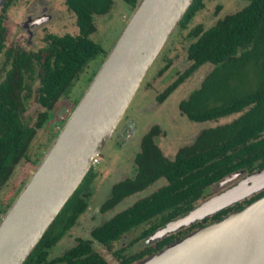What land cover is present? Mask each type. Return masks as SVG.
<instances>
[{"label": "trees", "instance_id": "trees-1", "mask_svg": "<svg viewBox=\"0 0 264 264\" xmlns=\"http://www.w3.org/2000/svg\"><path fill=\"white\" fill-rule=\"evenodd\" d=\"M15 1L3 0L0 8V69L3 71L0 76V191L21 163L28 161L36 168L110 50L106 51L90 36L96 31L95 17L107 14L113 0H66L67 8L75 15L78 33H48L43 47L37 51L6 45L4 18ZM122 1L131 14L140 0ZM247 1L242 9L216 20L208 28L196 25L190 31L193 41L186 49L189 65L156 97L159 103L163 102L200 66L210 63L212 70L179 102L180 112L195 122L239 115L229 122L201 130L172 158L166 157L157 144L161 128L151 126L142 136L140 151L134 157V176L112 186L100 211H109L159 178H164L166 184L93 227L90 239L78 237L61 255L49 258L53 247L88 208L92 194L88 185L95 176L91 166L23 264H109L96 251L94 242L111 250L122 237L143 227L127 246L121 244L111 250L120 264H132L162 249L173 238L165 237L155 246L138 252H133L130 246L194 209L211 185L237 171L264 168V0ZM205 2L193 0L175 28H188ZM98 58V62L92 63ZM90 64L92 68L81 79L83 89L71 100L69 90ZM249 66L255 71L252 79L246 71ZM32 95L40 110L27 123L22 115ZM63 96L72 101L68 104L70 112L59 123L55 121V125L54 106ZM51 124L48 146L40 156L31 158L29 150L37 133ZM27 180L11 186L6 193L11 198L0 199V220ZM263 195L264 190L248 199L247 204ZM227 211H219L213 217L220 218Z\"/></svg>", "mask_w": 264, "mask_h": 264}, {"label": "rangeland", "instance_id": "rangeland-1", "mask_svg": "<svg viewBox=\"0 0 264 264\" xmlns=\"http://www.w3.org/2000/svg\"><path fill=\"white\" fill-rule=\"evenodd\" d=\"M65 1L16 0L8 8L6 17L4 18V25L7 29V47L13 46L20 47L25 51H37L43 47L44 37L48 33L56 35L66 33L76 35L78 33L76 18L74 13L67 8ZM247 4V0H206L205 7L195 15L188 28H174L151 65V68L143 78L140 87L132 98L116 130L108 140L103 151L95 157L97 161L91 164L95 171V176L93 181L88 185L92 194L88 201L87 210L80 215L75 225L53 247L49 258L61 255L66 249L76 243L78 237L90 239V231L93 227L100 225L116 213L132 205L136 200L151 194L166 184L165 179H160L144 191L126 197L109 211H100V206L108 198L112 186L122 179L134 176L136 171L134 157L140 150L142 136L148 132L151 126L158 125L161 128L162 133L158 137V145L164 155L172 158L180 147L190 144L201 130L213 127L216 124L229 122L239 115L238 113L233 114L221 118L218 121L195 122L189 120L180 112L178 107L179 102L186 99L189 93L197 88L204 77L212 70L213 65L210 63H205L200 66L192 76L179 85L163 102L159 103L156 97L176 78L177 74L181 73L189 65L186 49L193 41L189 37L190 31L196 25L208 28L216 20L242 9ZM218 6H220L219 10L217 9ZM128 8V5L124 1L113 0V5L107 14L95 17L94 23L96 25V31L90 37L106 51L112 47L124 23L128 19L130 15V9ZM35 18H39L37 22ZM99 60L98 58V60L96 59L92 63H96ZM91 68L92 65H88L79 76L80 78L73 83V86L69 90V98L71 100L83 89L84 82L81 79L87 76ZM246 71L248 78L252 79L255 73L253 67L249 66ZM0 76H3L1 69ZM66 97L68 96H63L54 106L52 121L55 125V121L59 123L70 112L68 104H72V101ZM26 105L27 109L22 115V118L23 121L31 123V119H34L40 110L34 101V95L27 101ZM50 131H52V124L50 127L46 125L39 130L29 150L31 158L40 156L45 151L49 144L48 141L51 138ZM34 169L35 166L28 161L21 163V166L17 168L7 184L0 191V199L6 196L7 191L12 185H20L23 181H26ZM263 172L264 169H257L251 173H243L223 185H219L218 183L211 185L202 200L196 204L193 211L213 197L240 186L241 183H246L247 185L252 183V179L250 178L255 175H260ZM237 189H241V187L235 190ZM262 190H264V183L257 189L248 191L244 195H241V197L238 196L228 204L218 208L219 211L228 209L220 218L213 217L219 212L216 209L198 215L186 223L178 227H171L170 229L171 224L186 218L190 215V212L182 214L167 224L166 227L159 228L157 232L130 246L133 252H138L146 247L155 246L158 241L165 237L176 236L171 243L159 251L153 252L132 264H157L158 261L165 259L166 255L167 259L170 257L176 258L173 255L180 252L181 248L185 249L195 245L215 223L223 221L233 212L242 210L247 205V200ZM10 196L9 194L4 199L6 200ZM142 229L143 227L122 237L120 242L115 243L111 250H115L121 244L127 246L131 239L138 235ZM94 248L109 264H120L112 255L111 250L100 246L96 242H94Z\"/></svg>", "mask_w": 264, "mask_h": 264}, {"label": "water", "instance_id": "water-1", "mask_svg": "<svg viewBox=\"0 0 264 264\" xmlns=\"http://www.w3.org/2000/svg\"><path fill=\"white\" fill-rule=\"evenodd\" d=\"M192 1L138 2L81 98L1 218L0 264H23L36 247L89 171L92 159L103 151ZM240 174L238 171L225 177L221 184ZM225 192L217 195L219 204L227 201ZM240 212L206 245L197 248L216 226ZM173 256L176 258L167 259L166 255L157 264H264V195L215 223L195 245L181 248Z\"/></svg>", "mask_w": 264, "mask_h": 264}, {"label": "bare ground", "instance_id": "bare-ground-1", "mask_svg": "<svg viewBox=\"0 0 264 264\" xmlns=\"http://www.w3.org/2000/svg\"><path fill=\"white\" fill-rule=\"evenodd\" d=\"M250 179H252V183H250L248 185L246 184L244 187H241L240 190L234 191L233 189H231L229 191H226L225 194H223V195L227 196L226 197L227 198L226 202L219 204L218 203V202H220L219 201V196H215L212 199L208 200V202H205L202 206L198 207V209H196L195 211L191 212L190 215L187 216L186 218L181 219L180 221H178V222H176L174 224H171L169 228L171 229V227H178V226L186 223L187 221H189L190 219H192V218H194V217H196L198 215H201V214L207 213L209 211H212L216 207L221 206L223 204H226L229 201L237 198L238 196L241 197V195H244L248 191L257 189L260 185H262L264 183V172L262 174H260V175H257V176L255 175L254 177H252ZM240 214H241V212L231 216L227 221H225L222 224L216 226V228L212 232V234L203 243H201L197 248L199 249V248L203 247L204 245H206L208 243V241L210 239H212V237H214L219 231H221L223 228H225L231 221L236 219ZM196 251H197V249L193 253H195Z\"/></svg>", "mask_w": 264, "mask_h": 264}, {"label": "flooded vegetation", "instance_id": "flooded-vegetation-1", "mask_svg": "<svg viewBox=\"0 0 264 264\" xmlns=\"http://www.w3.org/2000/svg\"><path fill=\"white\" fill-rule=\"evenodd\" d=\"M44 18H45V17H44ZM35 19H36V18H35ZM37 19H39V18H37ZM37 19H36V22H37ZM38 21H39V20H38ZM159 136H160V135H159ZM157 140H158V139H157ZM140 143H141V141H140ZM157 144H158V142H157ZM158 146H159V145H158ZM159 148H160V147H159ZM139 151H140V150H139ZM165 156H166V155H165ZM166 157H167V156H166ZM237 172H238V171H237ZM243 173H246V172L243 170V171H241V174H243ZM249 173H251V172H249ZM241 174H240V175H241ZM160 179H164V178H159L158 180H160ZM122 180H123V179H122ZM158 180H157V181H158ZM120 181H121V180H120ZM155 182H156V181H155ZM155 182H154V183H155ZM154 183H153V184H154ZM218 184H219V185H223V184H221V181L218 182ZM243 185H246V183H243V184L241 183L240 186L234 187V188H232V189H233L234 191H238V190H240V189H237V190H235V189H236V188H239V187H242ZM163 186H164V185H163ZM229 190H231V189H229ZM229 190H227V191H229ZM233 190H232V191H233ZM109 194H110V193H109ZM233 209H235V208H233ZM235 210H236V209H235ZM172 238L175 239L176 236H175V237L172 236ZM173 239H172V240H173ZM165 246H166V245H165ZM158 251H159V250H158Z\"/></svg>", "mask_w": 264, "mask_h": 264}, {"label": "built area", "instance_id": "built-area-1", "mask_svg": "<svg viewBox=\"0 0 264 264\" xmlns=\"http://www.w3.org/2000/svg\"><path fill=\"white\" fill-rule=\"evenodd\" d=\"M96 161H97V159L94 157V158L92 159V163L94 164Z\"/></svg>", "mask_w": 264, "mask_h": 264}]
</instances>
